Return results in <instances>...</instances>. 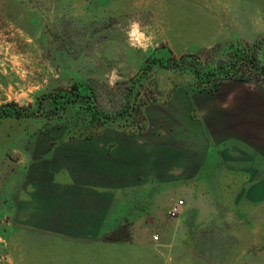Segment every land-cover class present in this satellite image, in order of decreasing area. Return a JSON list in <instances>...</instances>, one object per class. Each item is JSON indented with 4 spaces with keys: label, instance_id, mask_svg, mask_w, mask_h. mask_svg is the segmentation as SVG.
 I'll use <instances>...</instances> for the list:
<instances>
[{
    "label": "rangeland",
    "instance_id": "rangeland-1",
    "mask_svg": "<svg viewBox=\"0 0 264 264\" xmlns=\"http://www.w3.org/2000/svg\"><path fill=\"white\" fill-rule=\"evenodd\" d=\"M246 55L260 81L224 78ZM261 68L264 0H0V264H48V233L24 202L41 145L107 126L136 132L146 105L209 91L217 78L212 90L229 81L264 90ZM26 107L35 115L18 117ZM255 171L209 180L174 219L170 199L153 202L150 217L140 200L131 217L126 202L100 239L120 242L119 264H264V170ZM82 251L102 261L103 250Z\"/></svg>",
    "mask_w": 264,
    "mask_h": 264
},
{
    "label": "crops",
    "instance_id": "crops-1",
    "mask_svg": "<svg viewBox=\"0 0 264 264\" xmlns=\"http://www.w3.org/2000/svg\"><path fill=\"white\" fill-rule=\"evenodd\" d=\"M142 111L136 132L107 126L93 137L39 147L29 172L33 195L24 202L32 226L48 233V264H94L95 252L81 250L100 249V264H119L120 242L100 234L119 224L126 202L133 218L137 200L143 217L152 215L153 202L166 206L169 199L183 201L182 214L184 201L204 198L209 180L238 179L247 168L263 177L262 87L229 81L209 91L179 89Z\"/></svg>",
    "mask_w": 264,
    "mask_h": 264
},
{
    "label": "trees",
    "instance_id": "trees-1",
    "mask_svg": "<svg viewBox=\"0 0 264 264\" xmlns=\"http://www.w3.org/2000/svg\"><path fill=\"white\" fill-rule=\"evenodd\" d=\"M187 58L192 59L190 62L191 64H194V65L199 64L198 63V55H182L179 57L178 61L183 65H188V62L186 61ZM237 65H238V67L234 71V74H230L229 72H225L224 78L234 76L237 79L244 80V81H246V80L247 81L248 80L260 81L259 76L253 74V72L251 70V69H257V67H258L256 64V61L253 57L246 55V56L239 58L237 60L235 59L234 61H231L229 69H233ZM239 71H241V73ZM261 72H264V68H261ZM238 73H240V75H238ZM221 81H222V79L217 78V79L213 80L212 82H209L208 85L205 86V88H208V90H211L215 85L219 84ZM28 108L29 107L22 108V111H24V112L22 114H17V116L18 117L34 116L35 114L33 112H30L28 110ZM3 115H8V114L3 113L2 116ZM2 116H0V118Z\"/></svg>",
    "mask_w": 264,
    "mask_h": 264
},
{
    "label": "built area",
    "instance_id": "built-area-1",
    "mask_svg": "<svg viewBox=\"0 0 264 264\" xmlns=\"http://www.w3.org/2000/svg\"><path fill=\"white\" fill-rule=\"evenodd\" d=\"M183 205L182 200H175L169 204L166 209V215L168 218L174 219L177 218L181 213V207ZM153 240L157 241V235L153 236Z\"/></svg>",
    "mask_w": 264,
    "mask_h": 264
}]
</instances>
